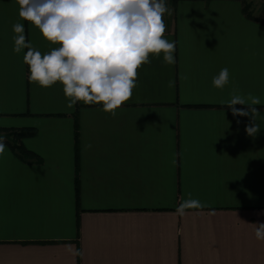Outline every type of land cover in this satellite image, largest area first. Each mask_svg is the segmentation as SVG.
<instances>
[{"label":"crops","instance_id":"crops-1","mask_svg":"<svg viewBox=\"0 0 264 264\" xmlns=\"http://www.w3.org/2000/svg\"><path fill=\"white\" fill-rule=\"evenodd\" d=\"M18 8L0 0V264H264L250 224L264 223V18L243 0H177L165 33L176 63L150 57L113 117L29 81L13 24L42 54L56 45ZM225 67L230 84L217 89ZM233 85L262 101L255 137L251 117L221 103ZM26 128L32 155L13 148ZM189 194L205 207L180 215Z\"/></svg>","mask_w":264,"mask_h":264},{"label":"clouds","instance_id":"clouds-1","mask_svg":"<svg viewBox=\"0 0 264 264\" xmlns=\"http://www.w3.org/2000/svg\"><path fill=\"white\" fill-rule=\"evenodd\" d=\"M20 20L29 22L49 43L56 45L41 53L26 39L23 23L13 24V52L27 49L23 62L28 66V79L39 87L49 88L59 83L68 101L99 105L102 111L115 117L117 110L131 99L138 87V70L160 58L166 65H174L176 43L165 38V15L170 14L167 0H16ZM182 80L188 76L181 74ZM230 84L228 68H222L212 78V85L223 90ZM169 81L168 87H174ZM222 104L234 116H250L245 127L250 137L260 131L256 105L259 96L242 94L235 85L229 99ZM246 106L237 109L235 105ZM6 144L0 137V156ZM205 204L188 198L177 207L184 215L188 210H199ZM254 237L264 242V223H250ZM68 251L82 255L69 245Z\"/></svg>","mask_w":264,"mask_h":264},{"label":"trees","instance_id":"trees-1","mask_svg":"<svg viewBox=\"0 0 264 264\" xmlns=\"http://www.w3.org/2000/svg\"><path fill=\"white\" fill-rule=\"evenodd\" d=\"M176 2H177V0H174V3H176ZM245 14H247V16L249 18H252V14L247 12V10H245ZM36 132H37V130L35 128H26V129L20 130L18 132H12L13 140L19 141L18 142L19 144H16L15 146H13V148L17 149L19 151V153H21L22 155H32L33 153L24 147V145L21 143V140L24 137L35 135ZM79 132H80V125H79L78 117L76 116L75 140H76L77 158H78V153H79V139H80V133ZM78 191H79V180L77 177V179H76L77 200H78V196H79Z\"/></svg>","mask_w":264,"mask_h":264},{"label":"rangeland","instance_id":"rangeland-1","mask_svg":"<svg viewBox=\"0 0 264 264\" xmlns=\"http://www.w3.org/2000/svg\"><path fill=\"white\" fill-rule=\"evenodd\" d=\"M247 12L252 14V16H259L264 18V0H243ZM168 7L170 9V14L165 15L164 20L166 22L167 28L172 26L173 22V10H174V0H167Z\"/></svg>","mask_w":264,"mask_h":264}]
</instances>
